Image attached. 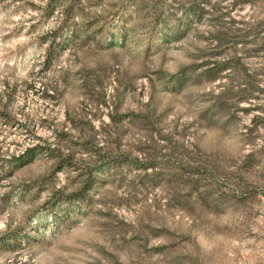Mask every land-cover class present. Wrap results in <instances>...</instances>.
I'll list each match as a JSON object with an SVG mask.
<instances>
[{"label": "rangeland", "instance_id": "obj_1", "mask_svg": "<svg viewBox=\"0 0 264 264\" xmlns=\"http://www.w3.org/2000/svg\"><path fill=\"white\" fill-rule=\"evenodd\" d=\"M0 264H264V0H0Z\"/></svg>", "mask_w": 264, "mask_h": 264}, {"label": "trees", "instance_id": "obj_2", "mask_svg": "<svg viewBox=\"0 0 264 264\" xmlns=\"http://www.w3.org/2000/svg\"><path fill=\"white\" fill-rule=\"evenodd\" d=\"M224 67V66H223ZM37 146H38V144L36 145V148H37ZM35 148V146L32 148H30L29 150H31V151H33V149ZM48 148V147H47ZM49 151H52V149H50ZM93 153H95V152H93ZM91 173V172H90Z\"/></svg>", "mask_w": 264, "mask_h": 264}]
</instances>
